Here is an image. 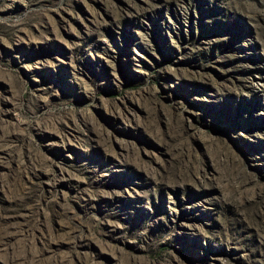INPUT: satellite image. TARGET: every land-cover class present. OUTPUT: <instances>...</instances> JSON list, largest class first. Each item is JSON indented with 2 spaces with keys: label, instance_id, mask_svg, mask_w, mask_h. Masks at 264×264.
Listing matches in <instances>:
<instances>
[{
  "label": "rangeland",
  "instance_id": "obj_1",
  "mask_svg": "<svg viewBox=\"0 0 264 264\" xmlns=\"http://www.w3.org/2000/svg\"><path fill=\"white\" fill-rule=\"evenodd\" d=\"M0 264H264V0H0Z\"/></svg>",
  "mask_w": 264,
  "mask_h": 264
}]
</instances>
